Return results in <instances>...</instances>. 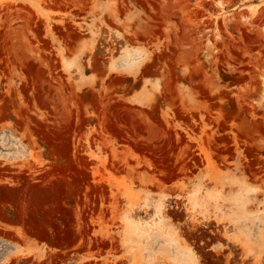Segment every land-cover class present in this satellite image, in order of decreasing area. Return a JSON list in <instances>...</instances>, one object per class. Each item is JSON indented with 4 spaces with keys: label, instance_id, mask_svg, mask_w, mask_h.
Masks as SVG:
<instances>
[{
    "label": "rangeland",
    "instance_id": "rangeland-1",
    "mask_svg": "<svg viewBox=\"0 0 264 264\" xmlns=\"http://www.w3.org/2000/svg\"><path fill=\"white\" fill-rule=\"evenodd\" d=\"M0 264H264V0H0Z\"/></svg>",
    "mask_w": 264,
    "mask_h": 264
},
{
    "label": "crops",
    "instance_id": "crops-1",
    "mask_svg": "<svg viewBox=\"0 0 264 264\" xmlns=\"http://www.w3.org/2000/svg\"><path fill=\"white\" fill-rule=\"evenodd\" d=\"M130 64H132V63H130Z\"/></svg>",
    "mask_w": 264,
    "mask_h": 264
}]
</instances>
